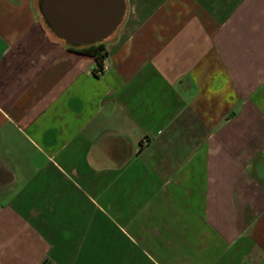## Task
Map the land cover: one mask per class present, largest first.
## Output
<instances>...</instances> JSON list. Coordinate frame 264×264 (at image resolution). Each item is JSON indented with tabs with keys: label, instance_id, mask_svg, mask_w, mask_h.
<instances>
[{
	"label": "crops",
	"instance_id": "0c3cea01",
	"mask_svg": "<svg viewBox=\"0 0 264 264\" xmlns=\"http://www.w3.org/2000/svg\"><path fill=\"white\" fill-rule=\"evenodd\" d=\"M0 0V264H264V0H126L93 57Z\"/></svg>",
	"mask_w": 264,
	"mask_h": 264
},
{
	"label": "water",
	"instance_id": "95a60500",
	"mask_svg": "<svg viewBox=\"0 0 264 264\" xmlns=\"http://www.w3.org/2000/svg\"><path fill=\"white\" fill-rule=\"evenodd\" d=\"M39 9L55 37L78 47L106 40L121 24L126 0H40Z\"/></svg>",
	"mask_w": 264,
	"mask_h": 264
},
{
	"label": "trees",
	"instance_id": "16d2710c",
	"mask_svg": "<svg viewBox=\"0 0 264 264\" xmlns=\"http://www.w3.org/2000/svg\"><path fill=\"white\" fill-rule=\"evenodd\" d=\"M70 49H77L80 50L81 53L88 55L90 57H93L97 63L98 69L95 70V74L102 69V63L103 60L106 57V51L104 48V45L102 43H97V44H92V45H83V46H78V47H72L69 45Z\"/></svg>",
	"mask_w": 264,
	"mask_h": 264
},
{
	"label": "built area",
	"instance_id": "2783aa9c",
	"mask_svg": "<svg viewBox=\"0 0 264 264\" xmlns=\"http://www.w3.org/2000/svg\"><path fill=\"white\" fill-rule=\"evenodd\" d=\"M102 69H103V70H105V67H104V66H102Z\"/></svg>",
	"mask_w": 264,
	"mask_h": 264
}]
</instances>
